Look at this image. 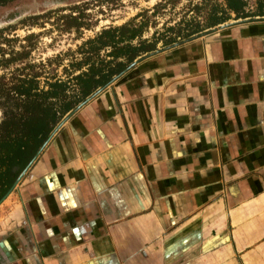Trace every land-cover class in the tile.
<instances>
[{
	"label": "crops",
	"instance_id": "crops-1",
	"mask_svg": "<svg viewBox=\"0 0 264 264\" xmlns=\"http://www.w3.org/2000/svg\"><path fill=\"white\" fill-rule=\"evenodd\" d=\"M136 61L0 203V264H264V16Z\"/></svg>",
	"mask_w": 264,
	"mask_h": 264
},
{
	"label": "trees",
	"instance_id": "trees-1",
	"mask_svg": "<svg viewBox=\"0 0 264 264\" xmlns=\"http://www.w3.org/2000/svg\"><path fill=\"white\" fill-rule=\"evenodd\" d=\"M13 1L0 0V8ZM224 1L225 7L216 3L211 6L209 0L193 4L190 12L197 14L211 6L203 24L199 17L191 18L178 26L155 30L150 37L145 35L150 27L156 28L152 18L158 15L162 1L155 4L151 15L148 11L141 12L122 25L104 27L76 50L48 59V66L63 68L64 77L50 76L45 71L47 65L31 60L35 46L26 44L16 49L13 42L17 40L3 37L0 30V203L63 119L107 87L139 57L156 50L160 43L168 46L179 38H189L223 23L232 14L235 19L264 16V0H255V10L250 9L248 0ZM83 14L62 18L67 21L66 30L89 29L82 22ZM31 38L34 36L27 40ZM66 60L68 64H64Z\"/></svg>",
	"mask_w": 264,
	"mask_h": 264
},
{
	"label": "rangeland",
	"instance_id": "rangeland-1",
	"mask_svg": "<svg viewBox=\"0 0 264 264\" xmlns=\"http://www.w3.org/2000/svg\"><path fill=\"white\" fill-rule=\"evenodd\" d=\"M162 3L158 15L152 18L157 23L156 28L150 27L145 37H150L155 30L163 31L166 27L178 26L187 18L199 17L200 22H206L209 17L208 10L215 3L225 7L224 0H209L210 7L201 14L193 9V4L205 2L195 0L193 3L186 0H15L0 8V30L3 37L13 41L16 49L20 45L32 44L36 47L31 60L40 64H48V59L64 56L69 51H74L82 42L94 37L104 27L122 25L141 12H153L157 3ZM250 9H256L255 0H248ZM251 6H253L251 8ZM84 12L82 22L89 26L67 31L65 20L62 18L79 16ZM141 19H139L140 21ZM33 35L34 38L27 40ZM68 64V60L64 62ZM45 71L51 76H63V68L54 64L46 66ZM2 72L0 71V74Z\"/></svg>",
	"mask_w": 264,
	"mask_h": 264
},
{
	"label": "water",
	"instance_id": "water-1",
	"mask_svg": "<svg viewBox=\"0 0 264 264\" xmlns=\"http://www.w3.org/2000/svg\"><path fill=\"white\" fill-rule=\"evenodd\" d=\"M136 62H134V64H136ZM100 92L96 93V95H98ZM59 127L56 129L55 132L59 131L58 130ZM54 132V133H55ZM54 133L51 135V137L49 138V140L43 145V147L39 150V152L37 153V155L35 156V158L31 161V163L25 167V170L21 173V175L19 176L18 180L16 181L15 185H14V188L19 184V182L21 181V179L25 176V174L27 173V171L30 169L29 167H31L33 165V163L36 161V159L38 158V156L40 155V153L44 150V148L47 146V144L49 143V141L51 140V138L53 137Z\"/></svg>",
	"mask_w": 264,
	"mask_h": 264
}]
</instances>
